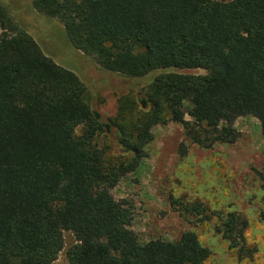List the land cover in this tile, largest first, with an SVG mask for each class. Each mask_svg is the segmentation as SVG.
Returning a JSON list of instances; mask_svg holds the SVG:
<instances>
[{
	"label": "trees",
	"instance_id": "obj_1",
	"mask_svg": "<svg viewBox=\"0 0 264 264\" xmlns=\"http://www.w3.org/2000/svg\"><path fill=\"white\" fill-rule=\"evenodd\" d=\"M33 7L57 18L104 72L167 71L103 119L79 77L46 56L0 2V264H52L64 231L76 240L68 264H203L210 251L193 231L140 242L126 227L127 211L98 188L115 187L147 157L156 124L178 123L185 138L209 149L234 143L235 119L249 114L264 137V0H33ZM113 128L131 156L110 162L95 138ZM171 204L195 222L210 219L198 201ZM211 215L230 249L244 244V219Z\"/></svg>",
	"mask_w": 264,
	"mask_h": 264
},
{
	"label": "rangeland",
	"instance_id": "obj_2",
	"mask_svg": "<svg viewBox=\"0 0 264 264\" xmlns=\"http://www.w3.org/2000/svg\"><path fill=\"white\" fill-rule=\"evenodd\" d=\"M0 2L46 56L79 77L85 88V101L103 119H113L121 98L143 95L147 82L167 71L140 78L104 72L91 56L74 48L57 18L35 10L33 0ZM170 71L206 74L201 69ZM188 108L189 102L185 101L183 110ZM184 119L193 121L187 114ZM130 121L128 113L124 125L128 127ZM233 125L240 132L234 143H216L204 149L185 138L180 124H156L152 127L153 140L147 147V157L121 177L115 187L98 190L106 193L116 208L127 211L126 227L140 242L176 241L182 232L190 230L210 251L203 264H264V137L259 120L249 114L239 115ZM81 131V127L76 129L77 134ZM95 143L103 149L107 161L131 156L121 147L116 128L97 135ZM171 198L190 205L202 203L210 219L195 222V216L184 206L171 204ZM213 212H221L222 216L235 212L246 221L242 246L229 248L216 231L220 220L211 215ZM63 238L64 247L52 264H68L66 252L76 240L69 231L63 232Z\"/></svg>",
	"mask_w": 264,
	"mask_h": 264
}]
</instances>
